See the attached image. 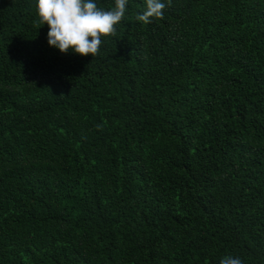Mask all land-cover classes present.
Segmentation results:
<instances>
[{
	"label": "trees",
	"instance_id": "trees-1",
	"mask_svg": "<svg viewBox=\"0 0 264 264\" xmlns=\"http://www.w3.org/2000/svg\"><path fill=\"white\" fill-rule=\"evenodd\" d=\"M35 5L0 0V264H264V0H128L95 58Z\"/></svg>",
	"mask_w": 264,
	"mask_h": 264
},
{
	"label": "clouds",
	"instance_id": "clouds-1",
	"mask_svg": "<svg viewBox=\"0 0 264 264\" xmlns=\"http://www.w3.org/2000/svg\"><path fill=\"white\" fill-rule=\"evenodd\" d=\"M128 0H115V6L105 10L95 0H36L38 23L47 25L48 44L63 54H74L94 58L99 54L103 38L117 35L127 12ZM171 5L163 0H146V9L137 19L144 24L152 19L162 20L164 10ZM98 130L103 125L96 126ZM220 264H243L238 256L225 255Z\"/></svg>",
	"mask_w": 264,
	"mask_h": 264
}]
</instances>
